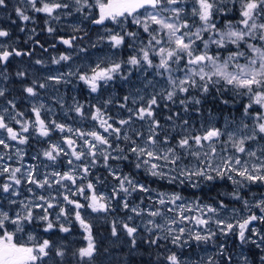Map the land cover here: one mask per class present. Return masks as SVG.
<instances>
[{"label":"snow or ice","instance_id":"1","mask_svg":"<svg viewBox=\"0 0 264 264\" xmlns=\"http://www.w3.org/2000/svg\"><path fill=\"white\" fill-rule=\"evenodd\" d=\"M0 264H264V0H0Z\"/></svg>","mask_w":264,"mask_h":264},{"label":"trees","instance_id":"2","mask_svg":"<svg viewBox=\"0 0 264 264\" xmlns=\"http://www.w3.org/2000/svg\"><path fill=\"white\" fill-rule=\"evenodd\" d=\"M10 3H11V0H10ZM13 18H15V15H14V13H13ZM19 35L23 36V34H19Z\"/></svg>","mask_w":264,"mask_h":264}]
</instances>
